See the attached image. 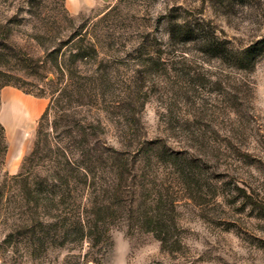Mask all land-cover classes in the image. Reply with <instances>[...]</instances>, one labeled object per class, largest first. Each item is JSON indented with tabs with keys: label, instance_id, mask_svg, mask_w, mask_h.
Here are the masks:
<instances>
[{
	"label": "rangeland",
	"instance_id": "obj_1",
	"mask_svg": "<svg viewBox=\"0 0 264 264\" xmlns=\"http://www.w3.org/2000/svg\"><path fill=\"white\" fill-rule=\"evenodd\" d=\"M0 126V264H264V0H0Z\"/></svg>",
	"mask_w": 264,
	"mask_h": 264
},
{
	"label": "trees",
	"instance_id": "obj_2",
	"mask_svg": "<svg viewBox=\"0 0 264 264\" xmlns=\"http://www.w3.org/2000/svg\"><path fill=\"white\" fill-rule=\"evenodd\" d=\"M259 43V42H258ZM81 55V54H79ZM251 55V50L249 48L247 49H244L241 53H238V60L242 61V60H245V59H248ZM57 100V96L56 97H52V100L50 101V103L48 104V106L46 107V109L44 110V112L42 113L41 115V120L43 121L44 119L47 118L49 112H51V110L54 108L55 109V101ZM56 111V109H55ZM57 112V111H56ZM2 126H0V129L2 130ZM38 132L40 133V131L38 130ZM92 148L90 147V145L88 143H81V158H82V163L81 165H78L77 168H82L84 169L85 171L86 170H90L92 168H94V161H95V155L94 154H91L90 153V150ZM107 151L109 155H111V157H113L114 159V165H115V170H117V173L120 174L119 175V182L114 184L112 186V191H113V194L116 196V199L117 200H122V178L124 176V173L127 171V161L126 159H123V157L121 156V152L117 149H114L113 147H106V149L104 148V151ZM103 150L99 151L100 155L102 156V152ZM34 153V150H32V152H30V154L28 156H26L24 159H23V162H22V169L25 168V165H27V163H29V161L31 160V155H33ZM67 166H70L69 162L67 161L66 162ZM87 172V171H86ZM22 175V173L20 172L19 174H17L16 176H20ZM124 179V178H123ZM114 183V182H113ZM130 208V207H129ZM82 219L79 220V225L81 224ZM147 222V221H146ZM147 224H153L154 225V220L153 218L151 219H148V222ZM82 230V229H81ZM89 236H90V246L91 247H94L98 244V242L100 241V237L97 236L96 233H94L93 231H89Z\"/></svg>",
	"mask_w": 264,
	"mask_h": 264
},
{
	"label": "bare ground",
	"instance_id": "obj_3",
	"mask_svg": "<svg viewBox=\"0 0 264 264\" xmlns=\"http://www.w3.org/2000/svg\"><path fill=\"white\" fill-rule=\"evenodd\" d=\"M10 99L16 102L15 105H18V110L16 113L17 117L21 116L20 110H25V113H28V115L31 117L35 115L42 106L41 101L26 100L18 94L11 95Z\"/></svg>",
	"mask_w": 264,
	"mask_h": 264
}]
</instances>
